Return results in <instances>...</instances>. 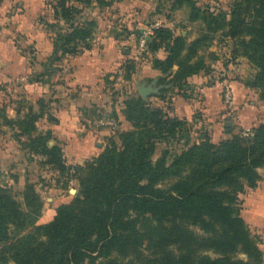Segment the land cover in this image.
Here are the masks:
<instances>
[{
	"label": "trees",
	"instance_id": "obj_1",
	"mask_svg": "<svg viewBox=\"0 0 264 264\" xmlns=\"http://www.w3.org/2000/svg\"><path fill=\"white\" fill-rule=\"evenodd\" d=\"M114 1L53 0L59 20L47 23L58 30L53 61L91 49L97 23L78 19L85 7L94 3L109 7ZM242 2L254 6L252 19L234 9L225 35L238 40L242 53L257 68L250 86L259 89L264 104V0ZM187 3L190 18L202 19L211 32L189 41L169 27L154 30L150 52L167 53L164 59H152L153 68L162 74L161 84L181 87L190 77L210 70L202 52L208 51L220 21L201 11L194 0H173L172 7ZM39 104L40 111L33 112L27 103L29 111L17 119L1 111L2 122L17 128V134L27 136L32 151L46 155L47 163L64 171L61 148L48 143L51 131L38 130L37 122L46 113L44 102ZM125 105L133 128L110 137L102 153L86 163L79 193L58 207L52 221L37 224L43 199L34 186L26 185L22 205L0 185L2 263L9 264L13 257L16 264H264L261 241L241 215L238 197L246 186L256 188L262 179L258 170L264 167V122L250 135L234 134L214 142L204 133L192 142L185 136V120L147 102L140 93L128 95ZM173 138L185 139L182 148L165 149L154 162L157 144ZM171 178L177 179L169 187H157ZM140 240H147L150 255L139 252L136 257Z\"/></svg>",
	"mask_w": 264,
	"mask_h": 264
},
{
	"label": "rangeland",
	"instance_id": "obj_2",
	"mask_svg": "<svg viewBox=\"0 0 264 264\" xmlns=\"http://www.w3.org/2000/svg\"><path fill=\"white\" fill-rule=\"evenodd\" d=\"M172 1L115 0L109 7L97 8L94 5H89L84 8L83 18L78 19V21H96L95 33L101 38V42H108L111 37L121 36L123 43L119 42V46L128 48L129 53L123 57L122 70L106 73L104 83L97 89L95 95L91 93L90 89L86 90L88 94L83 96L85 97L83 98L85 100L84 103H81L76 109L79 112V117L77 127L72 133L61 134L51 129L48 130L51 131L48 139L49 146L58 145L61 148L60 154L66 165L64 171L47 163L46 155L32 151L28 146L27 136L19 135L17 132H12V136L11 134L6 135V132L0 128V185L8 187L15 199L22 205L26 185L31 184L34 186L43 199V207L37 224H46L52 221L58 207L70 203L74 199L80 191V179L85 173L86 163L102 153L108 144L109 138H117L120 132L133 128L131 122L127 119L125 99L128 95L140 93L138 86L142 83L149 85L154 80L149 76L148 65L152 62L155 53L150 52L149 47L145 50L139 48L138 37L141 30L144 27H152L155 30L165 26L174 30L176 34L187 36L189 41L204 32H211L205 21L190 18L192 15L190 4H183L181 7L174 9ZM194 1L201 11L212 13L213 17H216V20L220 21L219 25H221V28L215 31L213 38L209 42L208 51L202 52L210 64L209 72L202 73L209 75V77L204 78V81L201 82L202 84H196L195 82L192 85V83H187L180 87L171 84H161L159 81L161 76H159L155 78L157 81L154 87L162 86L160 92L151 93L144 99L154 105L164 107L171 116L179 117L176 112L174 98H196L200 100V86L210 87L218 82L223 83L220 93L225 107L224 116L216 120L215 117L205 115V112L201 111L200 108H193V114L189 119L187 117H179L186 121L185 129L187 132H185V136H189L192 142L197 141L204 133H207L212 141L219 142L230 138L234 134L241 133L244 135L243 132L246 127L252 129L264 122V104L260 100V91L250 86L257 68L242 53L240 46L236 44L238 40L225 35L227 30L225 23L229 20L232 11L236 9L250 21L254 15V6L244 3L242 0ZM216 25L212 24L211 27ZM154 36L155 34L149 39V45L153 41ZM100 45L103 48L104 44ZM235 49H237L236 52ZM124 65L126 68H124ZM61 73L63 74V71ZM210 75L212 78H210ZM62 76L60 74L51 75L47 79L49 90L45 94L46 98L44 101L46 102H44L43 108L47 113V120L52 124L59 122L55 113L61 106L60 100H73V98L82 95L77 92L78 90L83 91L80 87L77 88V91L73 90L75 86H71L72 82H70L69 77L64 75V78H62ZM230 81L237 82L241 88L240 95L237 94L240 101L237 110H233L235 103L229 107L223 101L224 83L230 84ZM74 92H77V94L73 95ZM99 97L102 100L103 98L106 100H103V102H95L93 100ZM31 104L33 112L40 111L39 101L38 103L37 101H32ZM2 106L6 105L2 103ZM247 108L251 110L247 111ZM239 110L240 113H238ZM28 111L29 107L27 104H23L21 117ZM241 116L247 118L251 125H246L245 127L238 124L240 122L244 123L243 120L239 119ZM228 122H230V125H227ZM39 123L41 128L46 124L43 120ZM211 125L212 128H210ZM91 135L93 140L90 139ZM185 136L184 138L186 139ZM185 139L178 141L177 138H173L169 142L160 141L157 144L153 161L155 162L160 158L165 149H169L172 152L181 149ZM77 166L81 167V170L76 169ZM258 171L262 175L258 186L256 188L246 186L238 197L241 215L249 225L252 233L259 237L262 247L264 244V167L259 168ZM183 175H188V172ZM176 179L171 178L157 187H169ZM142 224L143 217L140 218L139 226ZM194 229L201 233L199 229ZM28 231L29 229L25 230L23 234ZM156 232L159 234L161 230ZM146 241H139L143 244L141 251H136V257H138L139 252H142V255L145 256L152 253L148 250L149 246ZM206 254L212 257L217 256L212 251H207ZM136 257L134 258L137 260ZM240 257L243 258L244 255H240ZM0 264H3L1 259ZM9 264H16L13 257L9 259Z\"/></svg>",
	"mask_w": 264,
	"mask_h": 264
},
{
	"label": "crops",
	"instance_id": "obj_3",
	"mask_svg": "<svg viewBox=\"0 0 264 264\" xmlns=\"http://www.w3.org/2000/svg\"><path fill=\"white\" fill-rule=\"evenodd\" d=\"M52 1L0 0V106L2 103L6 105L0 108V113L5 111V114L11 119L21 117L23 104L32 101L46 102L44 101L45 94L49 90L47 79L51 75H66L72 82L71 86H75L73 90L77 91V88L80 87L83 91L78 90L77 92L82 95L70 101L60 100L61 106H58L59 108L55 113L59 119L58 123H50L47 120V113H45L39 120V122L42 120L46 122L43 125L44 129L40 127L39 122H37V127L42 132L51 129L56 133L69 134L77 127L79 112L76 109L81 103H84L83 98L85 97L83 96L88 94L86 90L90 89L91 93L95 95L97 89L104 83L106 73L122 70L123 57L128 55L129 49L119 46V42L123 43L121 36H114L108 42H101V38L95 33L91 49L83 50L75 55L63 56L54 62V37L58 30L50 29L47 23L52 24L59 22V20L54 16ZM92 5L98 8L96 3ZM60 24H63V21H60ZM95 36L97 37L95 38ZM100 44H104L103 48ZM166 55L167 53L162 49L156 52L154 57L164 59ZM150 63L148 65L149 76L153 80L162 74L153 68L152 62ZM63 76L62 78H64ZM206 77L209 75L203 73L194 75L188 79V83H192V85L195 82L202 84L201 82ZM210 78H212L211 75ZM222 85L223 83L218 82L210 87L200 86V100L196 98H174L178 116L189 119L193 114V108H200L201 111L205 112V115L215 117L216 120L224 116L225 107L220 93ZM230 85L235 93L233 110H237L240 102L237 94L240 95L241 88L235 81H230ZM57 88L59 87L57 86ZM77 92H74L73 95H76ZM93 100L103 102L106 99L103 98L102 100L99 97ZM246 110L250 111L251 109L247 108ZM239 119L243 120L244 123L238 124L245 127L251 125L244 116L239 117ZM0 128L6 132V135L11 134L12 136V132H19L17 128L3 124L1 116ZM247 128L249 127L245 129ZM90 139L93 140L92 135ZM262 249L264 250V244Z\"/></svg>",
	"mask_w": 264,
	"mask_h": 264
},
{
	"label": "built area",
	"instance_id": "obj_4",
	"mask_svg": "<svg viewBox=\"0 0 264 264\" xmlns=\"http://www.w3.org/2000/svg\"><path fill=\"white\" fill-rule=\"evenodd\" d=\"M154 33V28L152 27H144L140 35L138 37V45L141 50H145L148 47L149 39ZM223 101L226 106L231 107L234 104V92L232 89V86L229 83L224 84V90H223ZM244 135H250L251 129L247 128L243 132Z\"/></svg>",
	"mask_w": 264,
	"mask_h": 264
},
{
	"label": "water",
	"instance_id": "obj_5",
	"mask_svg": "<svg viewBox=\"0 0 264 264\" xmlns=\"http://www.w3.org/2000/svg\"><path fill=\"white\" fill-rule=\"evenodd\" d=\"M157 79H154L151 84L146 85L145 83H142L138 86L139 92L143 98H146L151 93H159L162 86L154 87V84L156 83ZM227 125H230V122L227 123ZM230 130V129H228Z\"/></svg>",
	"mask_w": 264,
	"mask_h": 264
}]
</instances>
